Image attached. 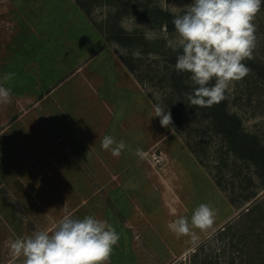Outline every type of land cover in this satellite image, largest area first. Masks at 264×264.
Returning a JSON list of instances; mask_svg holds the SVG:
<instances>
[{"label": "rangeland", "instance_id": "rangeland-1", "mask_svg": "<svg viewBox=\"0 0 264 264\" xmlns=\"http://www.w3.org/2000/svg\"><path fill=\"white\" fill-rule=\"evenodd\" d=\"M81 1L88 16L76 0H0V78L15 73L5 85L12 89L11 102L0 104V264H22L24 257L12 255L11 242L37 230L51 232L65 215H93L116 229L120 240L109 264H192L202 257L239 264L241 252L221 246L216 235L249 206L244 196H264L254 167L226 153L218 137L197 134L203 127L182 106L178 132L153 117L154 106L165 107L169 95L167 61L157 50L146 54L140 42L107 41L121 59H134L146 107L133 89L115 84L111 60H90L102 46L98 27L158 42L157 49L159 42L166 45L165 28L136 13L157 8L174 15L192 0H108L122 13L107 0ZM253 23L256 46L252 58L243 61L250 72L226 92L229 112L264 146V6ZM150 31L155 39L147 38ZM80 66L82 74L76 72ZM91 70L104 80L94 101L82 83V75L91 80ZM99 100L116 116L109 128L117 141L123 137L116 129L122 112L144 118L128 131L130 142L123 139L127 147L119 157L101 148L106 134L91 138L90 126L110 117ZM138 148L143 158L135 154ZM201 203L216 212L207 230L193 229L194 238L178 237L168 228L179 216L190 219ZM202 242L204 250L197 249Z\"/></svg>", "mask_w": 264, "mask_h": 264}, {"label": "clouds", "instance_id": "clouds-1", "mask_svg": "<svg viewBox=\"0 0 264 264\" xmlns=\"http://www.w3.org/2000/svg\"><path fill=\"white\" fill-rule=\"evenodd\" d=\"M262 6L264 0H192L182 12H174L175 33L169 36L165 29L163 38L166 47L178 53L175 70L190 74L193 90L184 94L188 105L212 107L220 103L230 85L249 74L250 68L243 61L252 58L257 39L253 21ZM146 36L155 39L156 32ZM14 76L9 72L0 78V104L11 102L12 89L5 85ZM153 117L160 118L162 127L172 124L171 112L159 104L154 106ZM126 147L125 141L111 135L101 140V148L114 157ZM135 154L141 158L144 155L139 148ZM215 215L210 205L201 203L190 219L179 216L168 228L178 237L195 238L193 229L207 230ZM119 240V233L107 220L93 215L82 219L65 215L51 232L37 230L18 237L10 248L14 257H24L22 264H109Z\"/></svg>", "mask_w": 264, "mask_h": 264}, {"label": "trees", "instance_id": "trees-1", "mask_svg": "<svg viewBox=\"0 0 264 264\" xmlns=\"http://www.w3.org/2000/svg\"><path fill=\"white\" fill-rule=\"evenodd\" d=\"M109 4H116L119 8V13H122L123 9H120L118 3L108 1ZM77 7L81 9L86 16H88V10L84 7V3L81 0H76ZM145 21L163 27L168 33H174V25L172 20L174 15L168 11L162 9H150L136 13ZM99 31L108 38H115L123 45H133L140 42L142 44L141 52L146 54L157 50L167 61V72L165 74V80L167 88L169 89V95L164 100L165 111H170L172 116V124L170 125L174 131L178 132L181 128L180 114L178 113V107L182 106L191 121H195L200 124L203 129H196V133L199 135L212 134L218 137L222 148H225L226 153L234 156L237 160L244 162L248 166L254 167L256 174L262 180V186L264 188V146L260 143L257 137L246 133L242 128L241 120L236 114L230 113L228 110V94L225 92V98L218 104L212 107H197L187 104L185 93L192 92L193 86L189 80L188 73H178L175 70L177 52L172 51L166 47L165 43L158 42L152 43L141 39L140 36H134L125 34L123 32H109L98 27ZM109 30V28H108ZM108 36V37H107ZM161 43V44H160ZM164 44V45H163ZM159 50V51H158ZM123 62L127 69L136 75V69L134 59L124 58ZM137 80L140 78L136 76ZM214 83V81L212 82ZM175 100L178 101V106H175ZM224 163V162H222ZM218 185L221 184L218 182ZM257 194L251 193L243 197L244 203H249L239 216L233 221L226 224L222 230L216 235L219 237V243L221 246L228 247L232 252L233 250L241 252V262L239 264H264V196L256 199ZM231 203L236 204L234 199H230ZM205 243H200L197 249L204 250ZM194 252L193 260L198 258V254ZM229 264H236L231 259ZM192 264H221L219 261L208 260L207 257H202Z\"/></svg>", "mask_w": 264, "mask_h": 264}, {"label": "crops", "instance_id": "crops-1", "mask_svg": "<svg viewBox=\"0 0 264 264\" xmlns=\"http://www.w3.org/2000/svg\"><path fill=\"white\" fill-rule=\"evenodd\" d=\"M101 40H102V43H101L102 46H100L98 52L96 54H94V56L92 58H90V60L94 59L95 57L98 58L100 56H102L104 59L111 60L112 63H114V65H115V68H114L115 72H116L115 84H117V85L118 84H124L126 87L133 89L135 92V95L140 96L142 98L141 102L143 103V106L145 105L144 107H146V105L148 104L147 95L141 89V86L138 83V81L136 80V78L134 77V75L127 69V67L125 66V64L123 62V59H121L116 53H114V51H112V49L109 47V45L107 43V40L105 39V37L103 35H102ZM82 68H83V66L78 67L76 69V72L80 71V73L82 74L85 71ZM99 72L97 70H91V71H89V73H88V71H86V73H88V75L91 77V80H89L87 78V76L82 75V83H83V86H85L84 87L85 91L90 92V94L93 96V101L98 99L97 89L103 90V87H104V80L102 77H99V76H102ZM55 88H56V86L54 88H52L51 93H50L51 95H49V96L53 95L52 92L54 91ZM116 96L118 97L117 94H116ZM63 98H64V96H61V99H60L61 102L65 100ZM131 100H129L130 103H131ZM132 101H136V100L134 99ZM100 103H102L101 105H103L107 109V112H109L110 117L106 116V119L103 123L98 122V123H96V125L90 126L91 127L90 130H92V134H93V135H91V138L92 139H100L101 135H103V134L104 135L109 134V135L115 137L112 134L111 128H109V124H110L109 121H111L112 119L115 120L116 116L113 114L112 110H110L108 108V106L104 102H102V100H99V104ZM96 104H98V101L96 102ZM58 105H59V103H57L56 108L61 110L60 106H58ZM125 115H126V113L122 112V118H119L116 122V129H118L121 133V136H123L120 139H122V140L127 139L130 142V138H129L130 136H128V131L130 129H132L133 126L135 128L137 125H139V123L143 122L144 118L142 117L141 113L138 116L133 115V113H131V112H129L127 114V116H125ZM139 127H140V125H139ZM139 131H140V128H139ZM92 155H94V153ZM95 156H96V154H95Z\"/></svg>", "mask_w": 264, "mask_h": 264}, {"label": "bare ground", "instance_id": "bare-ground-1", "mask_svg": "<svg viewBox=\"0 0 264 264\" xmlns=\"http://www.w3.org/2000/svg\"><path fill=\"white\" fill-rule=\"evenodd\" d=\"M168 186V185H167ZM169 189V188H168Z\"/></svg>", "mask_w": 264, "mask_h": 264}, {"label": "water", "instance_id": "water-1", "mask_svg": "<svg viewBox=\"0 0 264 264\" xmlns=\"http://www.w3.org/2000/svg\"><path fill=\"white\" fill-rule=\"evenodd\" d=\"M159 154V153H158Z\"/></svg>", "mask_w": 264, "mask_h": 264}]
</instances>
